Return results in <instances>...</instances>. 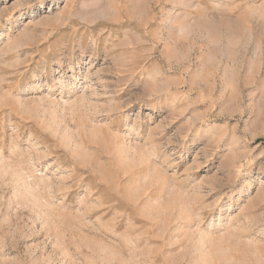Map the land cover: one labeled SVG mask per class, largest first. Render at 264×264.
Here are the masks:
<instances>
[{"label":"rangeland","instance_id":"1","mask_svg":"<svg viewBox=\"0 0 264 264\" xmlns=\"http://www.w3.org/2000/svg\"><path fill=\"white\" fill-rule=\"evenodd\" d=\"M0 264H264V0H0Z\"/></svg>","mask_w":264,"mask_h":264}]
</instances>
